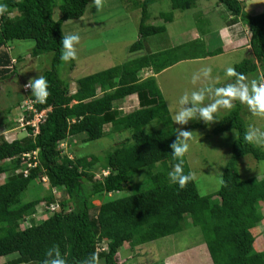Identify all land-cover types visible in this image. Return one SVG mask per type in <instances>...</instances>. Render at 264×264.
<instances>
[{
  "label": "trees",
  "instance_id": "1",
  "mask_svg": "<svg viewBox=\"0 0 264 264\" xmlns=\"http://www.w3.org/2000/svg\"><path fill=\"white\" fill-rule=\"evenodd\" d=\"M153 1L134 0L140 8L137 39L128 46L134 55L74 78L71 89L66 69L72 68V60L59 73L63 62L60 41L65 36L61 26L65 20L80 18L88 0H0L7 5V11L0 14V85H5L1 88L12 101L16 98L5 112L12 113L25 100L35 113L43 111L36 126L24 125L25 133L20 136L10 140L0 136V175L5 174L0 183V258H4L0 264H44L46 252L54 246L66 264H83L93 254L96 264H130L132 257L119 259L122 248L180 232L188 217L190 224L199 227L212 264H264V250L257 251L253 245V232L263 218L264 176L243 178L238 170L244 157L264 160V150L244 140L247 130L238 106L211 130L213 134L236 133L218 189L200 195L193 178L183 188L168 178L177 162L169 146L178 124L173 122L154 75L181 60L217 56L222 50L220 45L207 51L210 36L200 34L172 47L147 50L145 39L165 32L164 24L147 22ZM198 1L169 0V7L183 11ZM215 4L226 12L224 24L246 30L249 50H239L244 58L234 65L235 72L264 78V9L248 12L246 0H216ZM55 8L56 19L52 16ZM152 17L163 22L173 18L172 11ZM25 39L33 40L31 60L18 65L24 57L19 54L13 59L8 48L14 40ZM40 54H49L48 65L33 71L32 62ZM23 66L26 79L18 83L16 93L9 86ZM145 70L149 73L142 76ZM37 76L48 83L44 103L36 101L31 89H24ZM129 95H135L136 105L122 112L117 104ZM20 112L25 119L33 115L25 109ZM155 121L159 126L148 127ZM4 124L10 128L6 120ZM106 125L108 133H117L122 140L104 159L94 154L80 156L78 144L101 138ZM189 127L206 126L195 122ZM61 145L68 154L62 153ZM183 160L184 173H191L185 155ZM29 189L33 195L23 200ZM41 193L46 213L29 218Z\"/></svg>",
  "mask_w": 264,
  "mask_h": 264
},
{
  "label": "rangeland",
  "instance_id": "2",
  "mask_svg": "<svg viewBox=\"0 0 264 264\" xmlns=\"http://www.w3.org/2000/svg\"><path fill=\"white\" fill-rule=\"evenodd\" d=\"M246 1L245 10L248 12L258 13L264 9V0ZM215 3L216 0H200L195 7L179 11L170 9L169 0H154L148 7L150 17L147 22L164 24L165 32L147 37L145 39V48L147 50L157 51L162 48L172 47L182 42L190 41L192 38L195 39L198 34L202 35L203 38L206 35L210 36L209 45L205 43L207 51H212L221 45L222 55L208 56L204 59L185 60L164 69L157 75L158 89L168 104L172 117L180 108L178 101L182 95H190L192 91L208 85L222 87L235 82L233 77L226 76L225 69L229 66L234 67L235 64L243 60L244 54L237 51V49L247 45L246 30L237 25V27L229 26L230 30H236V33L241 30L242 40H236L233 37L234 33L231 37L228 35L223 37L220 35L221 38L217 36V28L222 25L226 12L223 6H218ZM167 11H172L173 18L170 22H163L160 19L156 21L152 17L160 12ZM52 16L54 19L58 18L56 8L53 10ZM139 16L140 8L134 6V0H101L99 8H97L93 0H88L84 14L80 18L63 21L61 26L63 34L65 36L74 34L80 38L79 43L75 45L76 58L72 60V68L69 69L68 67L69 61L61 62L59 66V73H61L63 67H68L66 72L67 78L70 80L71 89H74V78L106 69L126 61L134 55L128 52V46L137 39ZM227 31L225 30V32ZM217 38L220 39V42ZM32 46L33 40L31 39L14 40L8 49L11 56H14L13 59L19 54L21 55L20 57H24V61H20L18 65H28L31 60L29 53ZM49 60V54H40L32 62V70H43L47 67ZM23 67L24 69L19 68L18 79H15L16 82H11L9 86L16 90V93L19 91L17 89L20 86L18 83L26 79V66ZM204 67L211 68L210 77L205 79L201 76L193 84V74H198ZM148 73V70L141 72L142 75ZM244 76L246 77V82L258 77L256 73H248ZM10 79H14V77H10ZM1 86L4 88L5 85H0V122H2L0 125V136L10 140L25 133L20 125L17 126L18 119L24 114L20 115V107L12 108V113L5 112L6 108L14 105L12 102H16V98L12 101L8 91H3L4 89L2 90ZM24 89L26 88L24 87ZM6 99H8V103H5ZM205 103H210V101L206 98ZM233 103L234 107H239V115L244 120L246 130L252 126L264 131V115H254L246 104H241L239 101H234ZM134 104L136 105V103ZM186 107H190V105ZM133 108L128 107L121 111L128 112ZM230 110H219L217 114H214L215 120L210 124H205V122L196 119L189 120L186 125L175 127V129L183 128L192 132L185 158L200 195L212 193L220 185L221 170L230 155L231 143L236 137V133L233 130H229L228 132L213 134L211 130ZM5 120L6 123L10 124L9 129L5 127ZM195 122L201 123L206 127H189L190 124ZM152 125L159 126V123L155 121L150 123L148 127ZM18 130L21 131L20 134H18ZM103 131L105 134L101 138L80 142L78 144V154L80 156L94 154L100 156V160L102 157L104 159V154L110 151L116 143L120 142L122 136L117 133H108V125L104 127ZM78 137L82 136L78 135ZM259 147L264 150V146ZM62 153L68 154L67 150L64 151V149H62ZM238 170L243 178H261L264 176V160L256 161L250 157L243 158L240 160ZM4 178L5 174H1L0 183ZM33 192L31 189L27 190L24 193L23 200L32 196ZM41 195L42 193L37 197L35 202L38 206L30 213L29 218H33V216L41 217L46 213L42 209ZM93 203L97 205L99 202L95 200ZM260 205L264 212V203ZM187 219L188 221L185 222L186 226H183L184 228L180 232L143 243L138 247L133 246L130 248L125 246L119 252L120 261L126 257H132V259H129L130 264H212L199 227L190 224L189 217ZM257 239L258 235L255 241ZM137 252L139 253L138 255L135 254ZM3 261L4 258L1 257L0 262Z\"/></svg>",
  "mask_w": 264,
  "mask_h": 264
},
{
  "label": "clouds",
  "instance_id": "3",
  "mask_svg": "<svg viewBox=\"0 0 264 264\" xmlns=\"http://www.w3.org/2000/svg\"><path fill=\"white\" fill-rule=\"evenodd\" d=\"M94 4L99 8L101 0H93ZM7 11V5L0 3V14ZM78 35L62 36L60 41L62 45V54L60 59L64 62L74 60L76 58L75 45L79 43ZM211 68L204 67L198 74H193L192 83L195 84L201 76L205 79L209 78ZM225 74L228 77L235 76V82L226 84L222 87H213L211 85L201 87L198 90L192 91L191 94H184L179 98L178 104L180 108L175 112L172 119L175 124L186 125L189 120L199 119L205 124H210L215 120V115L219 110H230L234 107V101H239L241 104H246L248 109L254 115H264V78L259 80L253 79L246 82V77L243 74L235 72L231 66L225 69ZM144 76V74L142 75ZM26 89H31V94L39 103H44L48 93V83L43 76H37L34 79H29L24 85ZM210 103H205V100ZM136 103L135 95L126 96L118 103L119 109L134 107ZM122 106H121V105ZM133 104V105H132ZM120 105V106H119ZM190 105V107H186ZM190 131L183 128H176V138L170 144L171 155L177 162L172 166V170L168 172L169 180L178 184L183 188L185 184L192 179L191 173L185 174L183 171V157L189 149L191 140ZM244 140L248 143L257 146H264V131L260 128L250 126L244 135ZM63 149V146H60ZM106 174V171H104ZM46 210V208H44ZM47 260L44 264H66L64 258L55 246L46 252ZM97 257L95 254L83 264H96Z\"/></svg>",
  "mask_w": 264,
  "mask_h": 264
},
{
  "label": "crops",
  "instance_id": "4",
  "mask_svg": "<svg viewBox=\"0 0 264 264\" xmlns=\"http://www.w3.org/2000/svg\"><path fill=\"white\" fill-rule=\"evenodd\" d=\"M225 30L227 31V32H225ZM217 33H218V35L217 36H219L220 37V35L223 37V36H226V35H228L229 37H231L232 36V34L234 33V35H233V37H235L236 38V40H240L241 39V34H239V32H237L236 33V30H230V28H229V26L228 25H226V24H224V22L222 21V25L219 27V28H217V31H216ZM227 36V37H228ZM221 38V37H220ZM220 40V39H219ZM242 40V39H241ZM183 43V42H182ZM242 48H245L246 50H248V46L247 45H245L244 47H239L238 49H237V51H239V50H241ZM222 53V52H221ZM219 54V55H222V54ZM204 58H206V57H204ZM204 58H192V59H186V60H194V59H204ZM182 61H185V60H181V61H179V62H177V63H180V62H182ZM173 66V65H172ZM162 72V71H161ZM159 74V73H158ZM158 74H155L154 76L155 77H157V75ZM171 115H172V113H170ZM178 126V125H177ZM244 158H249V157H244ZM262 216H263V218L262 219H264V212H263V210H262ZM255 231L257 232L256 234H255ZM253 233H254V235H256L255 236V239H256V237H257V235H258V239H257V241H254V248H255V250H264V221H262L261 220V222H260V224H259V226H257L256 227V230H255Z\"/></svg>",
  "mask_w": 264,
  "mask_h": 264
},
{
  "label": "built area",
  "instance_id": "5",
  "mask_svg": "<svg viewBox=\"0 0 264 264\" xmlns=\"http://www.w3.org/2000/svg\"><path fill=\"white\" fill-rule=\"evenodd\" d=\"M20 109H25L28 110V113H33L32 117L30 119H25L24 115H22L23 113L20 112V115H22L19 119H18V123L19 125L23 128L24 125H31V126H36L37 122L39 121L40 117L43 115V111L41 112H36L31 104V102L29 100H25L23 101V103L20 106Z\"/></svg>",
  "mask_w": 264,
  "mask_h": 264
},
{
  "label": "water",
  "instance_id": "6",
  "mask_svg": "<svg viewBox=\"0 0 264 264\" xmlns=\"http://www.w3.org/2000/svg\"><path fill=\"white\" fill-rule=\"evenodd\" d=\"M249 50V49H248Z\"/></svg>",
  "mask_w": 264,
  "mask_h": 264
}]
</instances>
